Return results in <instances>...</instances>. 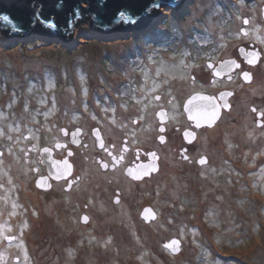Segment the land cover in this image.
<instances>
[{
    "label": "flooded vegetation",
    "instance_id": "1",
    "mask_svg": "<svg viewBox=\"0 0 264 264\" xmlns=\"http://www.w3.org/2000/svg\"><path fill=\"white\" fill-rule=\"evenodd\" d=\"M228 1V7L221 2L220 11L224 13L217 15L223 16L212 19L208 29L199 26L202 19L181 26L187 18H182L188 14L185 10L191 8L188 0H181L172 9L153 7L146 16L129 24L125 31L136 33L130 39L146 35L150 42L144 50L153 47L156 55L143 62L144 67L113 66L108 71L105 65L107 75L117 76L112 82L92 86L96 93L94 101L101 108H95L90 101L91 110H78L81 115L64 112L46 119L45 125L34 122L41 117L31 119L29 127L37 128L35 138L48 136L46 143H42L33 141L30 134L24 135L29 145L21 150L28 177L34 176L27 183L36 191L39 203L27 205L16 188L11 194L0 195V214L7 213L11 203V218L27 223L28 235L34 236L40 230L44 233L48 216L55 212L53 206L49 211L41 204L44 198L50 197L55 204L70 201L76 205L78 198H85V212L79 216L81 220L85 215V229L96 232L100 223L119 227L124 222L150 228L161 223L156 205L166 203L170 196L173 188H168V180L182 177L193 182L199 175L208 179L217 171L211 167L219 159L211 148L216 141L210 137L220 132L219 127L233 122L237 130L247 128L249 132L264 133V0ZM173 12L177 16L171 18L175 23H170V18L162 19L167 15L173 17ZM161 24L164 34L169 33L165 26L173 27L172 34L163 39L157 37ZM119 30L123 29L118 25L112 32ZM16 37L10 40L15 42ZM21 88L22 84L12 82L0 89L5 93L19 92ZM195 94L217 98L223 106L213 127H199L189 119L185 105ZM221 96L227 97L228 108ZM22 107L21 103L13 106L17 111L14 115ZM78 117H85V123L79 122ZM16 120H6L11 129L24 121L21 116ZM2 123L1 127L7 125ZM207 131L208 139L203 136ZM44 148L51 149L50 158L58 163L57 170L51 173L41 155ZM7 156L8 152L0 150V177L4 176L6 168L2 161ZM79 158L85 164L84 173L77 170ZM229 163L226 160L224 164ZM39 179L44 180L43 187L37 185ZM146 208L156 213L155 220L147 221L143 216ZM16 235L6 236L5 241L13 237L9 244H15L20 238ZM183 245L181 241L178 256L184 253ZM14 262L21 264L18 257Z\"/></svg>",
    "mask_w": 264,
    "mask_h": 264
},
{
    "label": "rangeland",
    "instance_id": "2",
    "mask_svg": "<svg viewBox=\"0 0 264 264\" xmlns=\"http://www.w3.org/2000/svg\"><path fill=\"white\" fill-rule=\"evenodd\" d=\"M220 1L188 0L191 8L185 10L188 14L182 16L187 18L181 26L202 19L199 26L208 29L212 19L223 16L217 15L224 13L220 11L221 2L228 7V0ZM172 15L162 19L170 18L169 22L175 23L171 18L177 16L175 12ZM172 28L165 26L169 33L160 31L157 37H167L172 34ZM135 34L125 30L99 32L85 23L77 25L72 39L30 34L31 37L19 36L13 42L0 32V88H4L5 83L22 84L19 92L3 93L0 89V125L7 124V119L14 118L15 122L20 116L24 119L15 129H11L10 124L0 126V150L8 152L2 161L6 169L0 177L1 196L19 189L27 205L39 203L36 191L27 183L34 176L28 177L21 150L29 145L24 135L30 134L34 136L33 141L42 143H46L48 136L35 138L37 128L29 127L31 119L41 117L34 122L45 125L46 119H54L64 112L81 115L78 110H91L90 101L95 108H101L94 101L96 93L92 86L112 82L117 76L107 75L105 65L108 71L113 66L144 67L143 62L157 53L153 47L144 50V45L150 42L146 35L130 39ZM20 103L23 107L14 115L17 111L13 106ZM106 107L111 108V105ZM77 120L85 123V117ZM230 123L209 136L211 141H216L211 147L219 159L217 164L211 165L216 172L208 179L199 175L193 182L182 177L166 182L168 188L173 189L166 203L156 205L162 216L160 224L140 228L130 222L119 227L100 223L94 232L92 228L85 229V215L79 218L85 212V198H78L76 205L70 201L55 204V200L48 197L41 204L49 211L53 206L55 212L48 216L44 233L40 230L33 236L28 235L27 223L14 222L11 218L10 203L7 213L0 214V264H16V257L21 264H264V133L249 132L247 128L237 130V124ZM208 133L203 136L207 138ZM79 160L77 170L82 173L85 164ZM226 160L231 165L224 164ZM202 177L204 180H200ZM205 226L215 239L211 240L215 243L212 248L202 235ZM16 234L20 238L15 244L5 241L6 236ZM174 238L185 243L182 256L171 254L163 246Z\"/></svg>",
    "mask_w": 264,
    "mask_h": 264
},
{
    "label": "water",
    "instance_id": "3",
    "mask_svg": "<svg viewBox=\"0 0 264 264\" xmlns=\"http://www.w3.org/2000/svg\"><path fill=\"white\" fill-rule=\"evenodd\" d=\"M181 0H62V7L57 5L61 0H0V16L7 15L11 21L22 26L23 32L12 33L10 28L15 27L11 23L0 21V32L5 38L16 36L25 37L30 34L39 36H58L62 39H72L78 24H88L99 32H112L118 25L129 24L146 16L153 7L161 8L176 7ZM42 6V8H41ZM79 7L83 18L79 22H74L71 34H65L59 29L67 28L70 17L74 15V9ZM39 10V15L44 19H54L58 30L52 31L36 22L33 26V19ZM93 16L95 18H93ZM124 30V29H123ZM223 105L227 102V97H220ZM222 105L219 100L208 95L195 94L191 96L185 105V110L190 120L199 127H213L221 117ZM226 108L228 106L225 105ZM260 125V124H259ZM51 149L44 148L41 155L49 172L56 171L58 163L50 158ZM44 180L39 179L37 185L43 187ZM143 216L147 221L157 218L156 213L151 208H146ZM14 238L8 237L7 242ZM173 254L181 251V241L178 238L172 239L164 245Z\"/></svg>",
    "mask_w": 264,
    "mask_h": 264
},
{
    "label": "snow or ice",
    "instance_id": "4",
    "mask_svg": "<svg viewBox=\"0 0 264 264\" xmlns=\"http://www.w3.org/2000/svg\"><path fill=\"white\" fill-rule=\"evenodd\" d=\"M57 7H58V9L62 7V0L60 3H58ZM41 8H42V6H41ZM82 18H83V16H82L80 8L79 7L75 8L74 9V15L72 17H70L67 28H61L59 30L64 31L65 34H71V32L74 28V22H79ZM93 18H95V17L93 16ZM0 21H3L5 23L10 22L11 25H15V27L10 28V31L12 33H16V32L22 33L23 32L22 26L17 25L15 21H11V18L8 17L7 15L0 16ZM37 21L40 22L43 26H45L49 30H52V31L58 30V26L55 23L54 19H47V20L44 19L43 17H41L39 15V10H37V13L33 19V26H35V23Z\"/></svg>",
    "mask_w": 264,
    "mask_h": 264
},
{
    "label": "bare ground",
    "instance_id": "5",
    "mask_svg": "<svg viewBox=\"0 0 264 264\" xmlns=\"http://www.w3.org/2000/svg\"><path fill=\"white\" fill-rule=\"evenodd\" d=\"M200 222H202L201 219H200ZM206 228L207 227L205 226V230L203 231L204 233L202 235H204V238L206 239L205 243L212 248V246L215 245V243H213L211 240H215V239H213V235L211 234L210 229L209 228L206 229ZM217 235H221V234L218 233ZM261 236H263V233ZM210 237H211V239H210ZM216 244H217V242H216ZM223 246L225 247V245H223ZM229 248H231V247H229ZM242 248H245L244 244L242 245Z\"/></svg>",
    "mask_w": 264,
    "mask_h": 264
},
{
    "label": "trees",
    "instance_id": "6",
    "mask_svg": "<svg viewBox=\"0 0 264 264\" xmlns=\"http://www.w3.org/2000/svg\"><path fill=\"white\" fill-rule=\"evenodd\" d=\"M119 27L121 28V29H124V30H128V27H126L124 24H120L119 25ZM128 32V31H127ZM32 36H35V37H39V35H37V34H31ZM31 35H30V37H31ZM17 37H19V36H17ZM16 37V38H17ZM47 37H49V38H52V35H49V36H47ZM25 38H27V36H25ZM26 40V39H25ZM51 41V40H50Z\"/></svg>",
    "mask_w": 264,
    "mask_h": 264
}]
</instances>
